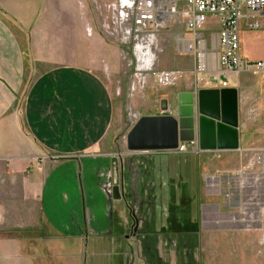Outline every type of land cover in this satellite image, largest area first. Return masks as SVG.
Wrapping results in <instances>:
<instances>
[{
  "label": "rangeland",
  "instance_id": "1",
  "mask_svg": "<svg viewBox=\"0 0 264 264\" xmlns=\"http://www.w3.org/2000/svg\"><path fill=\"white\" fill-rule=\"evenodd\" d=\"M73 1L91 26L93 36L102 43L98 73L114 104L113 150L122 159L123 180L131 197L124 198L131 253L145 263L143 235L154 231V253L166 264H264V158L258 160L264 154V130L260 123L264 116V75L240 73L246 76L238 94L245 130L238 151L200 155L180 147L152 155L127 152L126 132L141 115L160 112L161 100H166L173 112L175 91L191 85L194 92L205 86L197 81L201 75L196 73V54L186 48L190 31L175 17L162 28L131 37L127 33L131 29L128 20L117 22V0ZM11 3L15 17L26 14V20H22L25 30L37 21L38 12L46 9L44 0H11ZM47 8L49 14L41 16L31 31L33 43L50 56L60 49V44L56 37L52 46L46 45L55 33L53 0ZM215 32L217 17L208 15L202 33L208 38ZM81 38L82 35L77 36L78 40ZM240 38L244 59L264 60V30L242 27ZM137 42L142 45L136 56L133 51ZM192 47L197 50V43ZM166 70L178 71L180 75L173 84L163 87L156 83L155 74ZM19 113L22 116L20 106ZM35 154L40 160L49 159L38 148ZM194 229L197 230L189 232ZM104 239L87 242L81 264H118L124 259L110 244L93 242Z\"/></svg>",
  "mask_w": 264,
  "mask_h": 264
},
{
  "label": "crops",
  "instance_id": "2",
  "mask_svg": "<svg viewBox=\"0 0 264 264\" xmlns=\"http://www.w3.org/2000/svg\"><path fill=\"white\" fill-rule=\"evenodd\" d=\"M44 1L46 9L25 30L26 14L15 17L11 0H0V264H81L84 246L100 237L93 242L110 244L124 257L118 264H140L130 250L123 162L113 150L114 104L98 73L102 43L75 1L53 0L55 33L46 45L57 37L60 49L48 56L31 31L49 14L51 0ZM244 80L242 74L229 78L227 87L238 95ZM216 82L199 88H221ZM191 90L181 87L174 95ZM238 124L240 148V110ZM180 147L213 152L192 143ZM37 148L49 159L40 160Z\"/></svg>",
  "mask_w": 264,
  "mask_h": 264
},
{
  "label": "built area",
  "instance_id": "3",
  "mask_svg": "<svg viewBox=\"0 0 264 264\" xmlns=\"http://www.w3.org/2000/svg\"><path fill=\"white\" fill-rule=\"evenodd\" d=\"M115 6L117 22L122 24L128 20L131 29L127 33L135 38L146 31L162 28L172 18H180L190 31L188 50L192 49L196 54L195 68L201 75L202 83H199L203 85L211 83L213 78L224 88L229 78L236 79L242 72L264 75V60L250 62L244 59L239 38L242 27L264 30V0H117ZM208 15L217 17L218 31L206 38L201 31ZM195 43L197 50L192 47ZM140 44L137 42L134 46L136 56ZM211 60L212 67L209 66ZM178 75L174 70L161 71L155 74V81L167 87Z\"/></svg>",
  "mask_w": 264,
  "mask_h": 264
},
{
  "label": "water",
  "instance_id": "4",
  "mask_svg": "<svg viewBox=\"0 0 264 264\" xmlns=\"http://www.w3.org/2000/svg\"><path fill=\"white\" fill-rule=\"evenodd\" d=\"M170 112L166 100L160 114L141 115L126 132L128 152H173L183 144L198 151H238V95L234 87L181 92Z\"/></svg>",
  "mask_w": 264,
  "mask_h": 264
},
{
  "label": "trees",
  "instance_id": "5",
  "mask_svg": "<svg viewBox=\"0 0 264 264\" xmlns=\"http://www.w3.org/2000/svg\"><path fill=\"white\" fill-rule=\"evenodd\" d=\"M196 230L197 229H194V232ZM154 234H156V232L151 231V233L143 235L142 245H143V255H145L144 257L145 263L146 264H166V263H163V261L154 253L156 250V240H155ZM148 235H152V236L149 237ZM149 250L151 252H148Z\"/></svg>",
  "mask_w": 264,
  "mask_h": 264
},
{
  "label": "bare ground",
  "instance_id": "6",
  "mask_svg": "<svg viewBox=\"0 0 264 264\" xmlns=\"http://www.w3.org/2000/svg\"><path fill=\"white\" fill-rule=\"evenodd\" d=\"M211 61H210V63H209V66L211 67ZM196 73H197V71H196ZM202 83V82H201ZM225 87H227V85L225 86ZM262 158H264V154L262 153V155L261 156H258V160H260V159H262ZM261 161V160H260Z\"/></svg>",
  "mask_w": 264,
  "mask_h": 264
}]
</instances>
